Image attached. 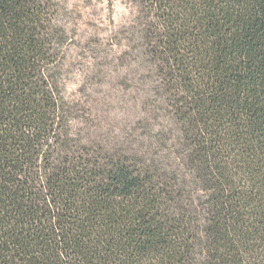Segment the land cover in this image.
<instances>
[{
    "label": "trees",
    "instance_id": "16d2710c",
    "mask_svg": "<svg viewBox=\"0 0 264 264\" xmlns=\"http://www.w3.org/2000/svg\"><path fill=\"white\" fill-rule=\"evenodd\" d=\"M127 2L106 134L56 1L0 0V264H264V0Z\"/></svg>",
    "mask_w": 264,
    "mask_h": 264
},
{
    "label": "rangeland",
    "instance_id": "374dc122",
    "mask_svg": "<svg viewBox=\"0 0 264 264\" xmlns=\"http://www.w3.org/2000/svg\"><path fill=\"white\" fill-rule=\"evenodd\" d=\"M55 1L59 21L73 40L64 62L65 96L93 112L95 131L101 127L106 134L116 132L132 121L131 117L123 119L133 111V103L127 102L120 78L132 75L135 65L109 64L113 55H122V48L112 45L110 39L129 22L131 6L127 0Z\"/></svg>",
    "mask_w": 264,
    "mask_h": 264
}]
</instances>
